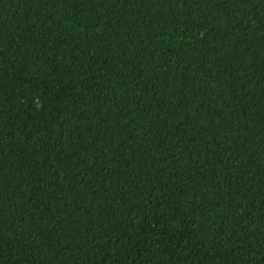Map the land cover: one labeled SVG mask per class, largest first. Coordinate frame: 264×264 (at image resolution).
Instances as JSON below:
<instances>
[{
    "label": "trees",
    "instance_id": "obj_1",
    "mask_svg": "<svg viewBox=\"0 0 264 264\" xmlns=\"http://www.w3.org/2000/svg\"><path fill=\"white\" fill-rule=\"evenodd\" d=\"M0 264H264V0H0Z\"/></svg>",
    "mask_w": 264,
    "mask_h": 264
}]
</instances>
